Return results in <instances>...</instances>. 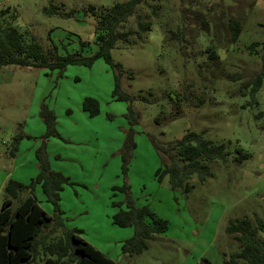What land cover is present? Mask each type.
Segmentation results:
<instances>
[{"label": "rangeland", "instance_id": "374dc122", "mask_svg": "<svg viewBox=\"0 0 264 264\" xmlns=\"http://www.w3.org/2000/svg\"><path fill=\"white\" fill-rule=\"evenodd\" d=\"M115 1L126 0H0V9L44 48L91 55L95 15ZM51 9L68 14L46 12ZM138 20L149 29L139 30ZM121 30L131 33L110 56L120 64V87L130 100L112 95L117 70L102 58L90 67L68 65L59 76L44 68L0 67V206L9 180L28 185L35 178L43 144L50 168L71 182L59 193L57 234L80 230L116 264H231L239 244L225 232L228 220L264 219V0H144ZM256 73L261 85L253 90L246 82ZM89 96L99 104L94 116L82 107ZM42 104L55 115V136L46 137ZM129 108L139 113L136 124ZM188 130L224 142L228 154L208 162L212 176L204 182L192 176L186 192L172 189L168 176L158 181L155 172L159 148ZM128 137L133 147L124 160ZM124 185L138 205L169 225L139 253L122 250L133 227L112 221L119 210L112 202L126 197L114 187ZM29 193L14 198L12 210ZM32 195L47 214H57L40 184ZM43 258L38 248L33 264Z\"/></svg>", "mask_w": 264, "mask_h": 264}, {"label": "trees", "instance_id": "16d2710c", "mask_svg": "<svg viewBox=\"0 0 264 264\" xmlns=\"http://www.w3.org/2000/svg\"><path fill=\"white\" fill-rule=\"evenodd\" d=\"M144 0L115 1L110 7L100 10L96 15L93 43L96 50L91 55H83L81 51L59 54L57 45L44 48L38 41L27 38L25 34L14 27L6 18V9H0V67L17 65L29 68H44L57 70L58 76L68 65H83L90 67L97 58H102L114 71V86L112 95L117 100H130V95L120 87L119 63L112 61L110 49L118 40L127 41L129 30H121L128 16L134 13L135 7ZM96 13L93 7H90ZM46 11V10H45ZM60 15L55 9L46 11ZM141 31L149 29L148 21L138 20ZM239 27L234 31L233 39L238 35ZM81 45V44H80ZM83 44L80 46V50ZM262 75L256 73L246 84L252 83L253 90L261 85ZM82 107L90 116L99 113L98 101L93 97H85ZM40 115L46 125V137L55 136V115L47 105L42 104ZM131 124H136L139 113L129 108L126 114ZM133 147L128 137L123 148L126 153ZM161 165L155 175L158 181L168 176L172 189H190L189 180L196 176L199 182H204L212 176L209 161L224 159L228 151L224 142L215 143L206 139L202 133L186 131L180 139L169 141L159 148ZM245 155V154H244ZM39 171L30 184L25 185L16 180H9L3 188L4 196L0 206V264H33L38 248L44 255L42 264H116L106 254L95 248L91 243L78 235L80 230L72 229L57 234L62 226L59 214V193L64 185L71 184L61 172L52 170L42 144L37 152ZM123 169L126 167L123 165ZM34 184H40L45 199L57 212L55 216L47 214L32 195ZM24 189L30 193L19 199L12 210L11 203L18 198ZM126 194L125 201L114 200L113 206L118 211L113 214L112 221L120 227H133L134 234L122 244L123 252L139 253L146 249L148 240L154 233L169 229L168 222L155 214L147 205H138L128 193V186L114 187ZM47 229L45 233H41ZM78 232V233H77ZM225 232L232 235L238 242V250L231 253V264H264V219L254 215L249 217L229 219Z\"/></svg>", "mask_w": 264, "mask_h": 264}]
</instances>
